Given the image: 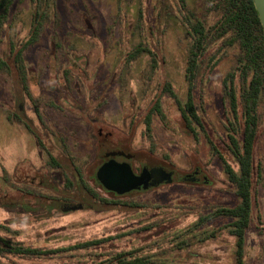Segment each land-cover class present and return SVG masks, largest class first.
Masks as SVG:
<instances>
[{"label": "rangeland", "instance_id": "1", "mask_svg": "<svg viewBox=\"0 0 264 264\" xmlns=\"http://www.w3.org/2000/svg\"><path fill=\"white\" fill-rule=\"evenodd\" d=\"M185 2L201 16L204 0ZM54 7L58 23L48 25L40 43L26 53L29 91L14 67L12 74H0V238L44 250L107 241L44 257L0 251V264H93L109 254L136 250L157 264H234L235 238L225 227L231 219L218 218L194 229L199 216L238 202L205 136L194 139L167 95L161 97L166 123L154 117L150 133L143 123L165 81L181 101L186 99L189 36L176 17L178 0H56ZM31 11L28 0L14 6L0 59L11 41L19 43L27 35ZM140 43L157 53L158 70L152 69L148 54L126 62L127 53ZM236 52L230 48L214 72L202 77L198 89L204 126L229 162L222 143L221 82L234 66ZM27 124L46 150L39 148ZM122 144L136 165L162 164L178 177L193 178L198 171L199 179L161 184L122 198L106 194L95 185L94 172L104 148L119 149ZM50 154L70 170L69 178L75 181L77 167L85 181L92 179L104 198L118 204L68 212L60 211V204L52 206L50 198L81 200L83 191L76 184L71 191L64 188V172L49 166ZM256 158L263 169L257 186L260 221L254 220L246 233V264H264V135Z\"/></svg>", "mask_w": 264, "mask_h": 264}, {"label": "trees", "instance_id": "2", "mask_svg": "<svg viewBox=\"0 0 264 264\" xmlns=\"http://www.w3.org/2000/svg\"><path fill=\"white\" fill-rule=\"evenodd\" d=\"M24 1L26 0H0V45L3 44L6 29L11 25L14 6ZM28 1L32 10L28 33L19 43L11 41L4 57L0 59V74H12L14 67L26 92L29 91L26 53L40 43L48 25L58 23V13L54 7L56 0ZM203 9L201 16H197L187 7L185 0H178L176 17L189 36L185 67V101H181L172 84L165 81L161 96L152 101L143 123L147 133L152 130L154 117L166 123L167 117L161 97L167 95L176 105L185 128L194 139L198 141L201 134L205 136L211 155L221 161L238 202L231 207H216L206 215L199 216L194 229L218 218L231 219L225 227L235 238L234 264H246V233L251 229L254 220L260 221L257 186L263 169L256 158V147L264 135V32L253 0H204ZM232 47L237 49L234 55L235 63L221 82V101L225 117V139L222 143L225 153L232 160L229 162L204 126L199 102V96L202 95H198V89L202 77L213 73ZM143 54L149 55L152 69L158 70L157 53L144 43L134 46L127 53L126 62H134ZM16 119L21 122L18 116ZM8 120H12L10 115ZM30 132L37 139L39 148L44 150L39 136L33 131ZM50 158L49 166L52 169L62 168L53 156ZM172 165L174 166L173 163ZM215 235L213 233L206 236L205 240ZM106 241L101 239L57 250H44L0 238V251L24 257H44L86 250ZM184 241L180 243L185 244ZM180 243L179 248L182 247ZM138 253L139 250L109 254L105 259L93 264H157L150 256Z\"/></svg>", "mask_w": 264, "mask_h": 264}, {"label": "flooded vegetation", "instance_id": "3", "mask_svg": "<svg viewBox=\"0 0 264 264\" xmlns=\"http://www.w3.org/2000/svg\"><path fill=\"white\" fill-rule=\"evenodd\" d=\"M19 117V116H18ZM21 122H23L22 118L19 117ZM43 123V122H40ZM28 130L29 131H33L31 129V127L27 124ZM34 132V131H33ZM100 135L104 134V129L103 127H100V131H99ZM37 134V133H36ZM37 136H39L37 134ZM44 144V143H42ZM115 145V144H114ZM118 145V144H117ZM125 146L119 145L117 149L112 148L111 146H108L106 148H104V152L102 153L101 157L99 158V164L95 169L94 172V176H93V181L95 183V185H97L98 187H101V189L104 191V193H109L112 194L114 196H117L118 194H116L113 191H109L107 190L101 179L102 177L98 175L100 169L107 164V162H109L110 160H121L122 162H132V169L133 172L136 175H140L143 171L144 168H158L161 167L162 170L168 172V171H173L174 174H176L175 170H171L169 168H167L165 165L162 164H155V165H150V164H145V163H141L140 165H136V163H134V159L136 160V158L131 155L128 154L127 152H125ZM47 147L44 144V150H46ZM42 151H44L43 149H41ZM50 156H52V154H50ZM61 165V164H59ZM74 166V165H73ZM64 172V176L66 178V184H65V189L71 191V187L74 186L76 184V188L80 189L81 191H83V198L80 200V198L77 197H71V198H66V197H53V198H48L50 201H52V206H57V204H60L61 208H59L60 211L62 212H68V211H76V210H97V209H103L105 205H108L109 203H113V204H118L117 202H110L107 198H104V196H102L97 188H95L93 186V184L91 183L92 179H90V181H85L83 176L81 175V171L75 167L74 169V173H75V181L72 178H69V169H66L64 166H62V168L60 169ZM101 177V178H100ZM199 177V172L195 171L193 174V178H198ZM151 189V188H150ZM23 191V190H22ZM137 191H141V190H137ZM29 194H33L35 196L34 193H32L30 190L25 191ZM135 191L130 192L126 195H118L117 197L122 198L124 196H131L134 194ZM72 200H77L75 205H70V202H72ZM65 205H69L68 208H65ZM64 206V207H62ZM8 241V240H7Z\"/></svg>", "mask_w": 264, "mask_h": 264}, {"label": "water", "instance_id": "4", "mask_svg": "<svg viewBox=\"0 0 264 264\" xmlns=\"http://www.w3.org/2000/svg\"><path fill=\"white\" fill-rule=\"evenodd\" d=\"M264 32V0H253ZM104 187L118 195H125L137 190H148L161 184L178 181H198L197 178L178 177L173 171L158 168H144L140 175L133 172L131 162L110 160L98 173Z\"/></svg>", "mask_w": 264, "mask_h": 264}]
</instances>
